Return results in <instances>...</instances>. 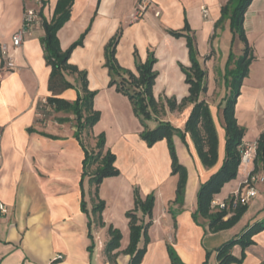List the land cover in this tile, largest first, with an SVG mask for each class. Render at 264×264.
<instances>
[{
    "label": "crops",
    "instance_id": "crops-1",
    "mask_svg": "<svg viewBox=\"0 0 264 264\" xmlns=\"http://www.w3.org/2000/svg\"><path fill=\"white\" fill-rule=\"evenodd\" d=\"M44 1L45 5L34 0H0V264H111L105 254L109 226L122 233L115 264H129L130 256L125 253L130 243L126 213L134 208L135 188L142 198L155 196L148 229L150 242L141 264H171L169 246L184 264H219L218 249L264 219V195L259 190L247 212L229 230L212 233L208 220L197 224L193 219L201 184L224 159L225 133L219 106L226 96L225 67L230 54L238 58L245 47L234 37L230 20L221 22L222 9L230 0H150V8L137 21L133 14L141 0H74L70 19L58 32L60 46L66 51L86 33L83 45L72 52L69 63L87 73L88 89L97 92L93 108L100 114L98 122L82 132L81 139L89 151H96L98 137L103 135L104 152L116 156L115 167L120 171L119 176L106 178L99 186V198L105 203V227L99 226L91 213L97 202L96 186L91 181L96 166L83 177L84 151L75 138L76 117L66 112L43 114V101L52 93L51 68L42 45V17L52 19L58 0ZM203 7L208 9L207 16ZM29 8L42 13L41 22L15 48L13 36L22 28ZM186 26L194 37L198 61L207 73L208 91L202 99L214 117L219 148L217 164L206 168L189 134L185 143L174 137L179 161L188 171L184 204L180 206L175 203L178 176L172 174L168 144L163 140L148 147L141 138L143 127L130 100L109 87L105 47L121 32L116 60L120 67L134 73L153 55L154 71L158 73L154 97L165 106V113L157 119L183 130L191 105L171 111L168 101L180 104L189 95L182 70L191 66L187 39L171 34L183 32ZM244 28L256 57L236 104L238 122L247 130L243 140L247 146L257 143L264 131V0L252 1ZM236 46H241L239 56ZM9 60L15 63L13 71L5 69ZM68 79L76 89L64 90L57 97L74 102L80 86L75 77ZM254 167H240L237 180L227 183L214 201L227 202ZM258 175L264 177L263 171ZM82 190L92 221L93 252L89 250L90 218L81 209ZM252 240L254 244L245 250L241 264H264V230ZM143 246L142 239L139 247ZM232 254L240 258L241 247L235 246Z\"/></svg>",
    "mask_w": 264,
    "mask_h": 264
},
{
    "label": "trees",
    "instance_id": "trees-1",
    "mask_svg": "<svg viewBox=\"0 0 264 264\" xmlns=\"http://www.w3.org/2000/svg\"><path fill=\"white\" fill-rule=\"evenodd\" d=\"M252 1L230 0L222 9L221 22L225 19L230 20V28L234 37H238L245 44V47L242 55L238 58L230 54L223 76L226 96L219 109L221 110V125L225 133L224 159L220 168L201 184L197 195V210L193 214V219L197 224L201 220H208L209 229L212 233L231 229L248 210V204H243L240 200L235 204L233 196L227 200V208L223 210L213 206L212 202L227 183L236 179L241 164V147L247 130L238 123L236 104L241 94L242 82L248 76L249 67L256 59L254 50L248 45L244 28L245 16ZM45 3L46 1L42 0V4L45 5ZM73 4L74 0H58L50 21L42 17V13L39 12L45 31L42 45L47 65L51 68L49 91L52 93V96L47 98V105L42 110L45 115L54 112H66L72 113L76 117L75 138L84 151L83 177L89 174L92 166H96L91 181L96 186L97 202L94 204L91 213L98 221L99 226L105 227L102 220L105 203L99 198V186L106 178L119 176L120 171L115 167L116 156L110 151L104 152L105 137L103 135L98 137L96 151H89L81 139L82 132L91 129L98 122L100 114L93 108V101L97 92L88 89L87 73L69 63L72 52L83 45L86 33L74 42L68 50L63 51L60 46L58 32L69 21ZM171 34L176 37H186L191 61L189 68H182L186 83L189 86V95L180 104H177L176 100L168 101V108L171 111L183 110L188 105L192 106L183 130L166 121L159 122L153 130L149 129L147 125L148 121L165 113V106L159 103L153 94V88L158 77V73L154 71L156 60L153 55L145 64L137 66L136 73L120 67L116 60V48L121 38V32H119L105 47V66L109 70V87H115L118 93L130 100L134 113L144 128L141 138L148 147H153L162 140L167 141L172 160V174L178 176L175 203L183 206L188 171L179 161L173 137L177 135L185 143L186 135L189 134L197 154L206 168H212L218 162L219 139L210 106L202 99V95L208 91L207 73L198 61L194 37L191 35L188 26L183 32H172ZM232 65L234 68H231ZM68 76L75 77V83L80 86L77 90V99L74 102L57 97L64 90L76 89V85L69 81ZM254 166L251 175L264 170V131L257 140V156ZM154 204L155 196L153 194L142 198L139 189L135 188L134 208L126 213L129 220L130 243L125 253L130 256L129 264H141L146 255L147 246L150 242L148 229L152 225ZM81 209L90 218L89 238L91 245L89 250L93 252L95 244L92 234V221L84 200L83 190ZM213 209L214 212H212ZM263 230L264 219L250 225L240 236L223 244L218 249L219 264H241L245 258V250L254 244L253 237ZM108 234L110 240L106 245L105 254L108 262L115 264L118 257V253L115 252L120 248L122 233L113 226H109ZM142 239L144 246L139 247ZM235 246L242 247L240 258H236L232 254V249ZM168 254L171 264H184L172 246L168 247Z\"/></svg>",
    "mask_w": 264,
    "mask_h": 264
},
{
    "label": "built area",
    "instance_id": "built-area-1",
    "mask_svg": "<svg viewBox=\"0 0 264 264\" xmlns=\"http://www.w3.org/2000/svg\"><path fill=\"white\" fill-rule=\"evenodd\" d=\"M36 4L41 5L42 0H34ZM151 1L150 0H141L133 14V19L135 21L141 19L146 11L150 8ZM202 11L205 16L208 15V9L206 7L202 8ZM41 22V17L39 12L34 8H29L25 11L23 25L22 28L13 36L12 44L15 48H18L22 45L25 38L30 37L33 33L34 27ZM3 54H7V48L4 46L2 48ZM16 68L13 60H9L6 62L5 69L7 71H13ZM44 105H47V100L43 101ZM242 155H241V164L240 167H248L249 165H253L257 156V143L253 145H242L241 147ZM259 182H264V177L255 174L249 175L248 179L243 183L238 191H236L232 196L235 199V204L238 200H240L243 204H249L253 199H255L258 195L256 185ZM213 206H217L220 209H226L227 203L222 202L219 203L217 201L212 202ZM4 210L3 207H1Z\"/></svg>",
    "mask_w": 264,
    "mask_h": 264
},
{
    "label": "rangeland",
    "instance_id": "rangeland-1",
    "mask_svg": "<svg viewBox=\"0 0 264 264\" xmlns=\"http://www.w3.org/2000/svg\"><path fill=\"white\" fill-rule=\"evenodd\" d=\"M235 51H236V53H237V55L239 56L240 54H241V46H236L235 47ZM224 76V75H223ZM224 78V77H223ZM153 94H154V88H153ZM156 99V98H155ZM157 100V99H156ZM158 101V100H157ZM159 103H160V101H158ZM187 107V106H186ZM185 107V108H186ZM191 109H192V106H191ZM159 122H161V121H158V119L156 118V119H154V120H151V121H148L147 122V125H148V127H149V129H151V130H153V129H155L156 128V126L158 125V123ZM141 123V122H140ZM239 123V122H238ZM154 124H155V126H154ZM240 124V123H239ZM142 125V124H141ZM143 127V126H142ZM143 130H144V128H143ZM190 136V135H189ZM174 137H179V136H177V135H175ZM174 137H173V141H174ZM180 138V137H179ZM181 139V138H180ZM182 140V139H181ZM163 141V140H162ZM166 141V140H165ZM160 142V141H159ZM167 142V141H166ZM174 144H175V142H174ZM175 148H176V146H175ZM263 173H264V170H263ZM237 178H238V176L236 177V179H234V180H232V181H235V180H237ZM230 183V182H229ZM260 188V189H259ZM262 189V190H261ZM257 190H259L260 192H262V194L264 195V182H259L258 183V187H257ZM241 247V246H240ZM241 249H242V247H241Z\"/></svg>",
    "mask_w": 264,
    "mask_h": 264
}]
</instances>
